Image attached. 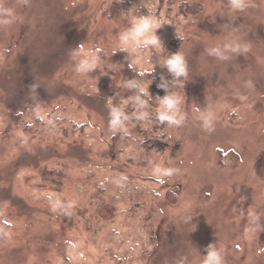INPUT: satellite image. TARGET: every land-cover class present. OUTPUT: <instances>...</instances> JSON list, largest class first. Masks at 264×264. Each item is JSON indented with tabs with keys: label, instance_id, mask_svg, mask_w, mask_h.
I'll use <instances>...</instances> for the list:
<instances>
[{
	"label": "rangeland",
	"instance_id": "rangeland-1",
	"mask_svg": "<svg viewBox=\"0 0 264 264\" xmlns=\"http://www.w3.org/2000/svg\"><path fill=\"white\" fill-rule=\"evenodd\" d=\"M145 3L164 24L140 76L114 51L141 0H0L17 16L0 25V264H264V0ZM81 44L102 50L87 74ZM173 51L187 70L160 121ZM109 99L129 101L122 128Z\"/></svg>",
	"mask_w": 264,
	"mask_h": 264
},
{
	"label": "clouds",
	"instance_id": "clouds-1",
	"mask_svg": "<svg viewBox=\"0 0 264 264\" xmlns=\"http://www.w3.org/2000/svg\"><path fill=\"white\" fill-rule=\"evenodd\" d=\"M140 7L147 8L148 14H138ZM230 7L234 10H242L245 7L244 0H230ZM128 20L129 27L122 28L118 32V45L116 53L119 51H125L130 55L134 56L132 63L128 65L129 68L138 72L140 76L146 73H152L154 70H137V65H140L143 59L144 53L148 49L155 48L157 51L161 49L160 38L155 34L156 30L162 26L163 21L157 18L156 12L153 8L149 7L145 0H141V5L135 6L129 9L126 13H122ZM17 16L14 11L10 8H0V25L8 26L16 22ZM226 48H230L232 51H240L241 45L233 42L232 44L226 45ZM243 50L247 51V47L243 46ZM101 49L86 48L81 44L73 50V57L75 60V71L81 74H87L96 70L100 62ZM210 55H215L219 58H225L224 51L219 47L208 49ZM113 53V54H114ZM169 70L175 74L176 77L186 74L187 65L185 57L181 53L172 55L170 58L164 61ZM124 87L133 88L138 87L139 93L149 96L148 86L144 84H138L136 81L124 83ZM160 87H166V85H160ZM140 107L146 104V101L141 99L140 95L133 98ZM129 103L128 100H123L120 107L113 106L112 99L108 100L110 107V120L109 124L111 128H122L124 121L128 120L129 117L125 115L124 105ZM177 98L173 95L165 96L160 100L159 107L156 110L158 119L160 121H175L176 120V108ZM40 118L43 115L38 113ZM147 113H141L139 118H143ZM203 264H223L222 257L216 251H210L206 258L203 260Z\"/></svg>",
	"mask_w": 264,
	"mask_h": 264
},
{
	"label": "trees",
	"instance_id": "trees-1",
	"mask_svg": "<svg viewBox=\"0 0 264 264\" xmlns=\"http://www.w3.org/2000/svg\"><path fill=\"white\" fill-rule=\"evenodd\" d=\"M176 44V43H175ZM172 48H170V52L172 51V49L174 48V46H173V43H172ZM176 47V46H175ZM176 51V50H175ZM175 51H173L172 52V54H169V57L168 58H170L172 55H174V54H176V52ZM167 58V59H168ZM170 80H169V82L168 83H166V84H164V85H166V87H160V86H155V89H156V91H157V93H156V97L154 98V99H157L158 97L160 98V100H162L165 96H167L168 94H169V92H170V90H171V88H172V84H174L175 83V81H177V78L178 77H176L175 76V74L174 73H172L171 71H170ZM156 106V105H155Z\"/></svg>",
	"mask_w": 264,
	"mask_h": 264
}]
</instances>
